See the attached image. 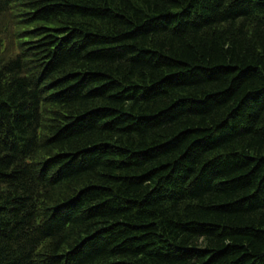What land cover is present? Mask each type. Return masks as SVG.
Masks as SVG:
<instances>
[{
    "label": "trees",
    "instance_id": "16d2710c",
    "mask_svg": "<svg viewBox=\"0 0 264 264\" xmlns=\"http://www.w3.org/2000/svg\"><path fill=\"white\" fill-rule=\"evenodd\" d=\"M0 264H264V0H0Z\"/></svg>",
    "mask_w": 264,
    "mask_h": 264
}]
</instances>
